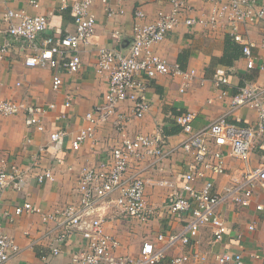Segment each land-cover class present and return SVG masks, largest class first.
I'll return each instance as SVG.
<instances>
[{"label":"crops","instance_id":"0c3cea01","mask_svg":"<svg viewBox=\"0 0 264 264\" xmlns=\"http://www.w3.org/2000/svg\"><path fill=\"white\" fill-rule=\"evenodd\" d=\"M62 1L70 4L74 0H0V15L7 9L23 10L30 15H44L49 21L48 29L39 34L36 40L39 43L54 34L74 32L72 12L69 6L61 7ZM108 3L115 10L112 15L106 14L107 4L102 0H92L91 11L96 21L94 34L87 43L79 45L77 53L81 67L73 73L60 66L25 65V57L34 52L33 48L22 39L0 32V42H7L9 46L7 54L0 60V99H14L24 102L27 107L43 108V112L38 114L43 125L41 131L29 124V111L26 109L15 115H0V154L23 171L20 191L7 188L0 192L2 231L12 236L20 247V253L5 264H43L39 256L48 252L49 242L42 235L53 225L52 221L43 222L37 213L15 215L14 205L30 201L47 212L74 201L79 169L83 165L103 160L122 138L111 123H105L97 126L94 137L84 141L78 150L70 147L71 139L87 124L85 114L101 102L107 89V73L96 71L98 49L109 46L124 54L131 43L135 10L141 9L146 19H153L159 10L167 12L170 6L166 0H109ZM187 5L188 10L181 13L177 26L152 48L168 63H177L182 70H193V76L187 81L183 93L179 90L183 81L180 76L158 75L147 79L146 96L150 107L142 117L129 119L125 126V133L129 136L140 132L158 135L169 153L160 163L161 169L152 164L142 173L149 179L145 190L147 204L153 206L163 203L170 191L169 186H159L156 181L167 178L175 185H180L181 174L189 160L178 148L185 135L174 124L171 115L185 110L194 112V129L209 124L219 116H224L233 124L248 126L257 119L256 109L248 106L233 109L230 107V96L245 81L264 89V48L261 46L264 18L237 25L236 30L244 41L252 45L256 67L247 69L241 46L232 38L228 18L224 15L215 16V21L209 22L212 15H215L214 4L211 2L187 0ZM116 9L123 11L118 14ZM187 16L201 18L203 22L187 26L183 22V17ZM114 32L118 34L117 38L111 36ZM231 43L237 44V56L232 51L227 56L224 55ZM217 70L227 77L226 84H215L213 74ZM56 71L62 77V84L58 90H53L51 78ZM222 90L227 93L223 95ZM67 97H70V105L64 107ZM49 104H54V107L49 108ZM130 106V103L125 102L121 109L127 111ZM61 112H64V117L58 118ZM56 129L64 130L65 134L61 139L52 141L49 133ZM257 144L249 154V167L256 166L259 162L262 150ZM225 164V174L213 175L217 187L228 184V176H239L245 167L242 160L230 154L226 155ZM45 168H51L53 178L38 182L36 175ZM256 204H262L263 209H256ZM219 210L225 216L228 228L222 242L211 243L210 230L202 228L190 244L178 245L167 251L164 262L170 264L172 256L197 250L206 255V260L185 264H218L214 260V253L229 249L241 254L242 264H264V259L259 257V251L264 252L261 245L264 239L260 238V231L254 233L259 223L264 226V190L256 188L253 201L248 207H239L227 201L219 206ZM249 224L254 225L253 230L247 228ZM181 228L182 222L164 211H157L146 222L128 217L106 219L104 222L105 231L121 242L116 252L130 255L138 252L144 240H154L157 233L178 232ZM80 245V236L70 235L61 245V254L50 257L47 264L67 262L70 253Z\"/></svg>","mask_w":264,"mask_h":264},{"label":"built area","instance_id":"2783aa9c","mask_svg":"<svg viewBox=\"0 0 264 264\" xmlns=\"http://www.w3.org/2000/svg\"><path fill=\"white\" fill-rule=\"evenodd\" d=\"M115 1L120 0H113ZM204 1L214 4L215 15H212L209 22H214L215 16L224 15L228 18L232 38L241 46L246 68H255L252 45L245 42L236 29L238 23H253L264 18V0ZM102 2L107 4L106 14L112 15L115 10L108 6L109 0ZM166 2L170 6L169 11L159 10L153 19H146L141 9L135 10L132 39L124 54L113 47H99L96 71L107 73V89L101 102L85 114L87 124L71 139L70 147L78 150L84 141L94 137L97 126L105 123H111L121 133L120 142L109 150L103 160L83 165L79 169L74 201L47 212L30 201L14 205L15 215L37 213L43 222H53L42 235L49 242L48 252L39 256L43 264H47L50 257L59 256L62 243L73 234L80 236L81 245L70 253L67 262L61 264H166L164 259L167 251L178 245L190 244L202 228L210 230L211 243L222 242L228 228L219 206L231 201L239 207H248L253 201L256 188L264 190V89L245 81L230 96V107L236 109L248 106L256 109L257 119L251 125L239 126L227 121L224 116H219L209 124L194 129V112L185 110L171 115L174 124L185 135L178 148L189 160L181 174L180 185H175L167 178L156 181L157 185L169 186L170 189L163 203L158 206L147 204L145 190L149 179L143 176V170L152 164L161 169L160 163L169 153L158 135L145 132L127 135L126 123L132 117H142L150 107L146 96L147 79L158 75L180 76L183 81L179 90L183 93L187 81L194 74L193 70H182L177 63H168L153 51V45L162 41L177 26L181 13L188 10L187 0ZM91 3L92 0H74L70 4L62 1L61 7L69 6L72 12L75 26L73 33L54 34L36 43L39 34L48 29V19L41 14L30 15L23 10L13 9H7L0 15V32L22 39L33 48L34 52L25 57V65L60 66L73 73L81 67L77 53L79 45L87 43L94 34L96 21ZM116 11L119 14L123 10ZM183 22L192 26L203 20L187 16L183 17ZM111 36L117 38L118 34L114 32ZM261 46L264 48V36ZM8 50L7 42H0V60ZM213 75L216 85L227 83V77L218 70ZM61 84L62 77L56 71L51 78V88L58 90ZM226 93V90H222L223 95ZM70 101V97H67L64 107H68ZM125 102L131 104L127 111L121 109ZM53 107L54 104H49V108ZM24 109L29 111V124L37 130H43L38 117L43 108L27 107L24 102L14 99H0L1 116L15 115ZM57 117H64V112ZM64 134V130L56 129L49 133V137L50 140L57 141ZM257 139L260 141L257 142ZM255 143H258L262 153L257 165L249 167L247 162ZM227 154L242 160L245 167L239 176L229 175L228 184L217 187L213 175L225 174ZM36 177L38 182L51 180V168H45ZM22 182L23 171L0 154V192L7 188L18 192L22 188ZM255 207L263 209L262 204H256ZM157 211H164L168 216L181 221L182 228L178 232L161 231L155 235L154 240H144L135 255L116 252L121 242L105 231V220L128 217L146 222ZM247 228L253 230L254 225L249 224ZM19 253V245L12 236L2 231L0 225V264L7 263ZM206 258L205 254L193 250L172 256L170 264L199 262ZM214 260L218 264H242L241 254L229 249L214 253Z\"/></svg>","mask_w":264,"mask_h":264},{"label":"rangeland","instance_id":"374dc122","mask_svg":"<svg viewBox=\"0 0 264 264\" xmlns=\"http://www.w3.org/2000/svg\"><path fill=\"white\" fill-rule=\"evenodd\" d=\"M257 231H260L261 232L260 238L263 240L264 239V226L259 223V225L257 226V228H256V230H255L254 233H256ZM261 245L263 246L262 247L263 249L262 248L261 249L264 250V242L263 241H262V244ZM259 253H260L259 257L262 258V259H264V252L259 251Z\"/></svg>","mask_w":264,"mask_h":264},{"label":"trees","instance_id":"16d2710c","mask_svg":"<svg viewBox=\"0 0 264 264\" xmlns=\"http://www.w3.org/2000/svg\"><path fill=\"white\" fill-rule=\"evenodd\" d=\"M232 51L233 52V55L237 56V54H239V51H238V47H237V44H233L231 43V47L230 49H225V52H224V55L227 56L229 54V52Z\"/></svg>","mask_w":264,"mask_h":264}]
</instances>
